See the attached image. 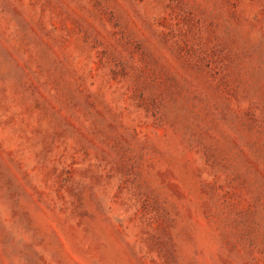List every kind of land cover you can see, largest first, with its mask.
I'll return each instance as SVG.
<instances>
[{
	"label": "rangeland",
	"instance_id": "374dc122",
	"mask_svg": "<svg viewBox=\"0 0 264 264\" xmlns=\"http://www.w3.org/2000/svg\"><path fill=\"white\" fill-rule=\"evenodd\" d=\"M0 264H264V0H0Z\"/></svg>",
	"mask_w": 264,
	"mask_h": 264
}]
</instances>
